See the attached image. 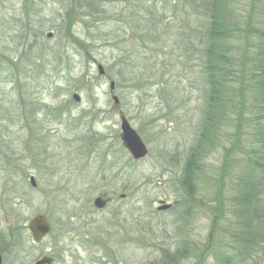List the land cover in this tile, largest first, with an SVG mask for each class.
Instances as JSON below:
<instances>
[{
	"label": "rangeland",
	"instance_id": "rangeland-1",
	"mask_svg": "<svg viewBox=\"0 0 264 264\" xmlns=\"http://www.w3.org/2000/svg\"><path fill=\"white\" fill-rule=\"evenodd\" d=\"M189 1L0 0L3 264L45 255L54 264H264L262 227L242 254L234 237L248 213L235 206L247 152L264 148L251 95L206 154L196 192L182 187L206 106L195 47L203 16ZM254 12L264 16V0ZM121 113L145 158L123 145ZM101 193L113 200L98 209ZM39 213L52 230L34 242L28 223Z\"/></svg>",
	"mask_w": 264,
	"mask_h": 264
},
{
	"label": "trees",
	"instance_id": "trees-1",
	"mask_svg": "<svg viewBox=\"0 0 264 264\" xmlns=\"http://www.w3.org/2000/svg\"><path fill=\"white\" fill-rule=\"evenodd\" d=\"M244 1L247 2L189 1L192 3L190 6L194 5L203 16L201 28L196 27L201 46L195 47L200 61L201 88L206 98L200 134L190 151L181 181L182 187L187 188L190 194L196 192V181L203 172L206 154L217 142L222 128L232 125L235 118L240 120L244 107L249 105L247 96H252L255 120L258 122L261 118L260 122L264 121V16L253 13L257 0H251L249 7L248 4L243 5ZM157 21V24L161 23V20ZM240 41L243 44L239 45ZM186 45L193 46L187 41ZM257 127L259 132L264 131L261 124ZM262 149L247 152L248 171L242 178L245 186L235 199L236 209L248 212L234 232V237L240 241L238 248L241 254L262 235L255 226L264 230V205L261 200H256L264 180V175L260 177Z\"/></svg>",
	"mask_w": 264,
	"mask_h": 264
},
{
	"label": "water",
	"instance_id": "water-1",
	"mask_svg": "<svg viewBox=\"0 0 264 264\" xmlns=\"http://www.w3.org/2000/svg\"><path fill=\"white\" fill-rule=\"evenodd\" d=\"M50 36L52 33L49 34ZM99 72L103 74L104 68L102 65H99ZM110 87L113 90L115 88V82H110ZM74 98L79 101L80 96L78 93H74ZM113 99L115 103L119 102V98L116 95H113ZM121 140L123 145L127 148V150L130 152L131 156L135 160H140L145 158L148 155L149 149L138 133V131L130 124L128 119L125 115L121 113ZM31 183L33 186H36V180L34 176H31ZM125 196V194H123ZM113 200L112 196H101L98 195L94 198L93 204L96 208L102 209L104 208L108 203H110ZM172 206V203H164L162 206L159 207V209H168ZM28 228L32 233V238L34 242H40L42 241L52 230V226L50 221L48 220V217L43 214L39 213L35 216H33L28 223ZM3 263V256L0 252V264ZM35 264H54V259L51 256H43L42 258L38 259Z\"/></svg>",
	"mask_w": 264,
	"mask_h": 264
},
{
	"label": "flooded vegetation",
	"instance_id": "flooded-vegetation-1",
	"mask_svg": "<svg viewBox=\"0 0 264 264\" xmlns=\"http://www.w3.org/2000/svg\"><path fill=\"white\" fill-rule=\"evenodd\" d=\"M121 197H125V196H123V194H122V196ZM0 252H1V250H0ZM2 253V252H1ZM3 256V255H2ZM3 264V263H2Z\"/></svg>",
	"mask_w": 264,
	"mask_h": 264
}]
</instances>
